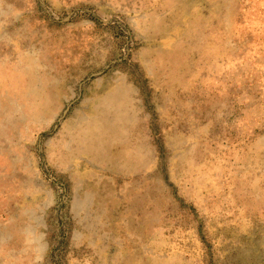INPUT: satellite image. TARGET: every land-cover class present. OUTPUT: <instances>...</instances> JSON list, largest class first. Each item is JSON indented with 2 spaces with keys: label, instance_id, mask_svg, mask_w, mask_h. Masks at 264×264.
<instances>
[{
  "label": "rangeland",
  "instance_id": "374dc122",
  "mask_svg": "<svg viewBox=\"0 0 264 264\" xmlns=\"http://www.w3.org/2000/svg\"><path fill=\"white\" fill-rule=\"evenodd\" d=\"M0 264H264V0H0Z\"/></svg>",
  "mask_w": 264,
  "mask_h": 264
}]
</instances>
